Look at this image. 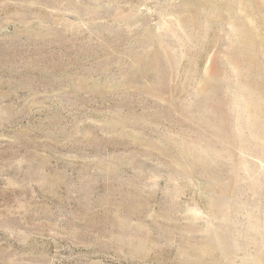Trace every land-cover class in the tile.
I'll list each match as a JSON object with an SVG mask.
<instances>
[{
  "label": "rangeland",
  "instance_id": "374dc122",
  "mask_svg": "<svg viewBox=\"0 0 264 264\" xmlns=\"http://www.w3.org/2000/svg\"><path fill=\"white\" fill-rule=\"evenodd\" d=\"M227 1L264 66V0ZM212 11L0 0V264H264V115Z\"/></svg>",
  "mask_w": 264,
  "mask_h": 264
},
{
  "label": "bare ground",
  "instance_id": "6f19581e",
  "mask_svg": "<svg viewBox=\"0 0 264 264\" xmlns=\"http://www.w3.org/2000/svg\"><path fill=\"white\" fill-rule=\"evenodd\" d=\"M186 3L188 4L189 1H187ZM210 4H211V7L213 9V11H212L213 13H209V15H208L209 17H208L207 21L209 23H211V24L214 23L217 18L220 19V20H226L228 18L229 20H231L233 22L232 27L230 29V35L234 38L233 50H235V52L237 54L236 55L237 56V62H239V64H241V65L244 66V68H242L240 66L241 69L238 71V75H237V76L241 77L243 79V81H244L243 84L241 83L242 85L240 87V95H243L244 94V96L248 98V101L246 100L247 101L246 103H248L246 105L248 109H252V108L255 107V110L257 112H259V111L260 112H263V115H264V111H263L264 110V83L261 82L260 80H256V79L252 78V76H251V74L253 73L252 71H261V69L263 70V68H264V66H261V65L258 66L257 65V55H258V52H257L256 46H255V42H256V38L255 37H256L257 33H259V32H258V30L252 24H250V23L247 22L246 18L244 16H242V14H240L238 12V10L236 9L235 3L230 4L227 0H210ZM195 5L198 6L199 4L198 3H195ZM224 5L229 6V8H230L229 10L232 12V16L233 17L232 16L231 17H227L223 13V11H221V7L224 6ZM255 12H256V10H255ZM195 14H196V12H195ZM198 16L199 17L202 16V12L199 11L198 12ZM221 29H223V27H221ZM194 30H195V28H194ZM190 32H191V30H190ZM260 33H261L260 35L263 36L262 34H264V33L262 31H260ZM262 40H263V43H264V37H263ZM257 41H259V40H257ZM162 49H164V48H162ZM263 52H264V50H263ZM262 60H264V58ZM222 67H223V65H222ZM261 72H263V71H261ZM261 75H262V73H261ZM234 102H237V100L235 99ZM219 105L222 106V104H219ZM219 105H218V107L221 108V106H219ZM245 109H246V107H245ZM261 109H263V110H261ZM251 126H252V128H255V129H261V132H254L253 134H254L255 140L258 143L259 149H261L262 151H264V122H262L259 118H257L254 122H252ZM219 131H221V130H219ZM221 134H222V132H221ZM224 212H225V210H224Z\"/></svg>",
  "mask_w": 264,
  "mask_h": 264
}]
</instances>
